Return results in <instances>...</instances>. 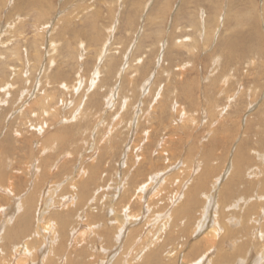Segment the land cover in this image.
I'll return each instance as SVG.
<instances>
[{"label": "rangeland", "instance_id": "374dc122", "mask_svg": "<svg viewBox=\"0 0 264 264\" xmlns=\"http://www.w3.org/2000/svg\"><path fill=\"white\" fill-rule=\"evenodd\" d=\"M0 30V86H2L0 87V208L11 207L16 198L28 199V201L30 198L28 203L40 205L39 212L35 211V207L38 209L37 206L33 208L32 217L27 221L30 226L36 224L39 216L41 220L44 217V219L48 218L45 224L50 221L57 229L59 224L57 222L63 219V216L64 219L69 218L74 213V210L68 206L60 208L63 203L61 200H67L69 205L68 200L74 198V195L78 196L79 193L86 192L87 196L84 198H87L88 207L85 215H90L91 221L95 223L103 216L100 225L117 228L116 233L111 231L110 235H113L111 246L119 248L115 256L118 258L122 252V244L118 241L120 221L126 227L128 224L130 228L135 226L130 224L129 218L124 222L130 212L122 207L126 205L125 202H122V206L121 202L116 203V207L111 212L113 199L127 188L131 189L134 182L141 185L150 182V174L163 172L165 167L180 159L191 146H194V160L201 156L209 158V165L205 162L200 163V168L206 171H202L203 175L212 167L218 175L226 174L217 184V186L221 185L218 188L219 192L224 185H226L225 190L232 185L237 190L249 189L253 194L251 186L257 189L264 184L262 180L264 175L260 173V176L256 173L259 167L264 170V158H260V154L264 153V0H0ZM51 43H56L57 51L51 52ZM13 48L19 51V55L11 58ZM23 57L30 60L29 69H27L28 63L24 65ZM125 58L129 63L125 62ZM51 59L55 61L54 65L50 62ZM48 66L50 68L46 71L45 68ZM24 68L25 73L22 74ZM122 72L126 75L123 74L121 77ZM130 78L133 79L131 85L127 81ZM93 79L96 82L94 86L99 82L98 88L91 85ZM81 81L84 86L77 85ZM6 83L12 85V88L5 92L1 88ZM64 85H67V90ZM147 85L152 87L147 88ZM230 95L233 97L231 98ZM36 96H39L38 99ZM49 97L51 111L55 112L56 116L47 119L49 125L45 126L46 134L41 136L33 130V126L40 123L39 114L34 113L42 107L41 101ZM110 98V102H106ZM159 100L173 103L169 105L168 114H161V118L162 108L157 112L153 111L155 105L162 107ZM85 102L88 103L85 110L87 114L80 121L74 120L75 123L73 118L77 110L84 107ZM175 102L185 109L186 116L191 118L185 120L187 125L181 123V116L175 113ZM20 109H23V113ZM81 109L78 113L82 111ZM89 114L93 115V118L89 119ZM34 115L38 118L34 119ZM79 124L81 130H78ZM96 124L99 125L97 129L101 131L98 136L94 128ZM150 132L152 135L147 140ZM173 133L176 134L173 136V139H176L174 143L183 149L182 154L181 151L173 149L172 144L169 143ZM178 133L181 134L180 137ZM111 134L114 135L113 139ZM48 135L49 139L61 135L65 138L64 144H60L59 139V144L56 146L52 144L48 146L52 151L50 149L48 152H43L40 140ZM99 139L102 145L97 144ZM178 143H186L187 146L183 148V144ZM163 144H168V148L162 153L160 150L164 147ZM98 151H101L100 155ZM112 153L114 156L111 155ZM142 154H145L152 163L144 164L142 161L139 165L141 168L135 167L132 163L134 160L138 162ZM186 155L189 157L192 153L187 152ZM45 160L46 163L49 162L47 165ZM62 160L64 161L61 162ZM122 162L125 163L124 166H121ZM30 167L36 169L40 175L36 173L33 177ZM180 167L181 164H178L176 169ZM84 173L86 175L82 176L81 174ZM118 173L125 175L120 177ZM2 174H6V177ZM214 180L207 174L205 181L208 185L212 186ZM7 181L12 183L13 195L7 194V191H10ZM34 188L35 191L32 192ZM196 189L197 187H194V191L191 192L198 194ZM93 190L96 192H92ZM168 195L165 199L156 201L151 206V212L146 211L143 219L139 217L136 220L142 219L141 223L148 225L146 231H154L155 228L158 230L162 227L163 220L155 221L161 209L154 208L160 202H164L167 207L170 203ZM230 203L232 202L223 204V207ZM92 206L94 208H91ZM169 208L170 206L167 209ZM94 209L95 212L98 210L97 215ZM252 209L254 210L255 207L250 211ZM229 211H231L229 214L236 215L235 218L243 217L241 210L232 212L230 208ZM256 211L254 210L252 214H256L258 212ZM41 212H44V216ZM4 214L1 213L0 218L4 219ZM117 214L122 217L120 221L116 217ZM252 214H247L251 215L248 219L257 217V214L254 217ZM85 215L82 213L78 217L83 218ZM24 219L27 217L23 220L15 219L12 225L19 224V221L25 223ZM236 227L237 224L234 225V229ZM83 229L84 227L79 225L76 230L78 234L75 236H78ZM138 231L139 236L130 234L129 237L126 235L121 240L124 239L125 242L126 239H130L131 245L137 243L136 247L145 243L142 229ZM250 231L251 229L246 235V240L249 241L253 237ZM61 232L65 238L70 239L65 249L60 246L57 248L59 256L56 258L59 260L55 261L51 257V262L48 263L39 256L36 264L40 262L65 264L63 261L60 262L61 256L71 257L74 254L73 258H75L80 253V259L74 261V264H79L81 261V264H91L98 260L94 258L93 262L87 261L89 255L99 252L90 249L85 251L88 249L83 247L86 246L85 243L80 244L74 240L75 236H72L71 231L69 236L68 229ZM228 234L230 235V232ZM44 235L46 234L42 236ZM155 235H149L147 242L155 241ZM101 236L104 237V234L101 233ZM86 238L94 240L96 246H102V237L89 233ZM255 240L252 243L256 242ZM192 242L193 239L189 238L186 242L178 239L170 243L162 257V259L170 258L167 261L169 263L163 264L197 262L200 258H197L196 253H186ZM0 249H4L0 252L7 255V248L3 242H0ZM129 252L130 250L125 257ZM53 254L55 256V251ZM170 254L172 256H169ZM227 254L231 257L230 253ZM105 258L108 259V255ZM128 260L129 257L122 264H128ZM206 264L209 262L207 261Z\"/></svg>", "mask_w": 264, "mask_h": 264}, {"label": "bare ground", "instance_id": "6f19581e", "mask_svg": "<svg viewBox=\"0 0 264 264\" xmlns=\"http://www.w3.org/2000/svg\"><path fill=\"white\" fill-rule=\"evenodd\" d=\"M144 3V2H143ZM143 11V10H142ZM22 17V16H21ZM19 18V17H18ZM21 20V18H19ZM205 24V22H204ZM223 26V25H221ZM3 28V27H2ZM14 28V27H13ZM3 30V29H2ZM96 30V29H95ZM1 31V30H0ZM82 44V43H81ZM56 43H51V52H55L57 51V47L55 46ZM108 45V44H105ZM165 46V45H164ZM183 46V45H182ZM105 47V46H104ZM107 47V46H106ZM105 47V48H106ZM109 47V45H108ZM103 48V47H102ZM104 48V49H105ZM110 48V47H109ZM14 52L12 53V55H10L11 58H14L16 56L19 55V51L15 48ZM12 49V50H13ZM105 51V50H104ZM110 52V51H109ZM108 52V53H109ZM163 54V53H161ZM160 54V57H161ZM7 56V55H6ZM81 56V55H80ZM163 56V55H162ZM128 57V56H127ZM131 57V56H130ZM129 57V58H130ZM103 57H100V59ZM112 58V57H111ZM115 59V58H114ZM126 59V58H125ZM25 61V62H24ZM100 61V60H99ZM104 61V60H103ZM127 61V59L125 60V62ZM142 61V60H140ZM51 63H53V65L55 64V61H50ZM49 62V63H50ZM128 62V61H127ZM126 62V63H127ZM23 63L24 65L26 63H28L27 65V69L30 68V60L27 58L23 57ZM129 63V62H128ZM42 63H40L41 65ZM103 64V63H102ZM101 65V64H100ZM128 65V64H127ZM108 66V65H107ZM112 66V65H110ZM217 66V65H216ZM53 67V66H52ZM50 67L48 66V68H45L46 71L49 69ZM100 70V69H99ZM112 71V69H111ZM111 71L109 72V75L111 73ZM122 71V70H121ZM43 72V71H42ZM97 72V71H96ZM25 73V68L23 70V73ZM29 73V70L27 72V74ZM98 73V72H97ZM121 73V72H120ZM45 74H47L45 72ZM99 74V73H98ZM126 75L124 72H122L121 77ZM18 76V74H16ZM97 75V74H96ZM114 74H112L113 76ZM157 75V73H156ZM119 76V75H118ZM22 77V76H21ZM20 77V78H21ZM96 77V76H95ZM120 77V78H121ZM94 78V77H93ZM112 77H110L111 79ZM97 79V78H95ZM95 79L91 80V85L94 86L95 85ZM48 80V79H47ZM155 80V78L153 79ZM152 80V81H153ZM99 81V80H98ZM128 83L131 85V83H133V79L130 78L127 80ZM151 81V82H152ZM9 83V82H8ZM8 83H6L3 88H1L3 91L6 92V90L9 88H12V85H7ZM51 83V82H50ZM99 83V82H98ZM97 83V85H98ZM83 84V82H79L77 83V85L81 86ZM37 85V84H36ZM96 85V86H97ZM151 85V84H150ZM149 85V86H150ZM48 86V84H47ZM84 86V85H82ZM91 86V87H92ZM94 86V87H96ZM147 85V88L149 87ZM2 87V86H0ZM41 87V86H40ZM52 87V86H50ZM66 90L67 85L63 86ZM92 87V88H94ZM145 87V86H144ZM152 87V86H150ZM170 87V85H169ZM168 87V88H169ZM91 88V89H92ZM98 88V86L96 87ZM95 88V90H96ZM190 88V87H189ZM188 88V89H189ZM31 89V88H30ZM90 89V90H91ZM152 89V88H151ZM165 89V88H164ZM173 89V88H172ZM13 90V89H12ZM33 90V89H32ZM37 90V89H36ZM42 89H40L41 91ZM93 89V92L95 91ZM159 90V89H157ZM88 91V90H87ZM112 91V90H111ZM161 91V90H160ZM90 92V91H89ZM87 92V93H89ZM97 92V91H96ZM95 92V93H96ZM150 92V91H149ZM29 93V92H28ZM39 93V92H38ZM46 92H44L45 94ZM94 93V94H95ZM111 93V92H110ZM119 93V92H118ZM191 93V92H190ZM30 94V93H29ZM28 94V95H29ZM37 94V93H36ZM90 94V93H89ZM27 95V96H28ZM93 95V93H92ZM112 95V94H111ZM117 95V93H116ZM119 95V94H118ZM192 95V94H191ZM24 96V94H23ZM44 95H42L43 97ZM48 96V95H47ZM83 96V95H82ZM81 96V98H82ZM113 96V95H112ZM190 96V95H189ZM231 96V95H230ZM37 97V96H36ZM39 97V96H38ZM37 97V99H38ZM88 97V96H87ZM156 99L158 98V93L156 94ZM233 96H231L232 98ZM21 98H23L21 96ZM19 98V99H21ZM35 98V97H32ZM116 98V97H115ZM118 98V97H117ZM163 98V97H162ZM2 99V98H1ZM4 99V98H3ZM31 99V98H30ZM28 99V100H30ZM36 99V100H37ZM114 99V97H113ZM24 100V98H23ZM83 100V99H80ZM111 98L109 100H106V102H110ZM125 100V98H124ZM4 101V100H2ZM1 101V102H2ZM35 101V100H34ZM237 101V100H235ZM257 101V100H256ZM24 102V101H23ZM21 102V103H23ZM30 101H28L29 103ZM105 102V103H106ZM123 102V101H122ZM121 102V103H122ZM128 103V101H126ZM130 102V101H129ZM156 102V101H155ZM158 102H160L159 104L162 105V107H157L156 105L153 108V111L155 110L156 112L162 108L161 113H160V118L164 113L168 114V110H169V105L171 106L172 104L165 103L163 100H159ZM261 102V101H260ZM4 103V102H3ZM38 103V102H37ZM41 105L42 107L40 108L39 111H35V115L39 114L40 117V123L36 124L33 126V130L37 131L39 133V135H45L46 131H45V126H47L48 122L47 119H49V117H55V112H52V106H51V100L50 97L49 98H44L41 101ZM113 103V101H112ZM177 102H175L176 104ZM64 104V103H63ZM83 105V103H80ZM87 104L85 102L84 107L81 109L82 111L79 112V110H77V114L75 115V117L73 118L74 120H81V118L83 116H86L87 112H85V110H87ZM108 104V103H107ZM110 104V103H109ZM108 104V105H109ZM118 104V103H117ZM124 104V103H123ZM157 104V103H156ZM112 104H110L111 106ZM130 105V104H129ZM128 105V106H129ZM26 106V105H25ZM92 106V105H91ZM116 106V105H115ZM122 106V105H121ZM27 107V106H26ZM25 107V108H26ZM29 107V106H28ZM79 107V106H78ZM77 107V109H78ZM82 107V106H81ZM107 107V106H106ZM127 107V106H126ZM255 107V106H254ZM24 108V109H25ZM108 108V107H107ZM171 108V107H170ZM250 108V107H249ZM27 109V108H26ZM76 109V108H75ZM110 109V108H109ZM108 109V110H109ZM114 109V107H113ZM126 109V108H124ZM123 109V111H124ZM129 109V108H128ZM140 109V108H139ZM229 109V108H228ZM227 109V110H228ZM21 110V109H20ZM89 110V109H88ZM91 110V109H90ZM112 110V109H110ZM223 110V109H222ZM23 111V109L21 110V112ZM25 111V110H24ZM28 111V110H27ZM107 111V110H106ZM105 111V112H106ZM109 112V111H108ZM107 112V113H108ZM23 113V112H22ZM98 113V112H97ZM125 113V112H124ZM140 113V112H139ZM143 113V112H142ZM175 113L181 116V123L186 124L187 125V119H191L190 117H187L185 114V109H182L180 105L176 104V110ZM31 114V113H30ZM138 114V113H137ZM162 114V115H161ZM210 114V113H209ZM226 114V113H225ZM224 114V115H225ZM34 115V119H37L38 117H36ZM110 115V114H109ZM133 116V115H132ZM141 116V115H139ZM213 116V115H211ZM90 117L93 118V115L89 114V119ZM126 117V115H125ZM195 117V116H194ZM217 117V116H216ZM123 118V117H122ZM132 118V117H131ZM69 119V118H68ZM97 119V118H96ZM101 119V118H100ZM133 119V118H132ZM139 119V118H137ZM210 119V118H209ZM222 119V118H221ZM104 120V119H103ZM102 120V121H103ZM121 120V119H118ZM184 120V121H183ZM100 121V120H98ZM138 121V120H137ZM215 121V120H214ZM32 122V121H31ZM68 122V120H67ZM75 122V121H74ZM123 122V120H122ZM65 122H63L64 124ZM71 123V122H70ZM76 123V122H75ZM92 123V122H91ZM97 123V122H96ZM136 123V122H135ZM140 123V122H139ZM210 123V122H209ZM69 124V123H67ZM100 124V123H98ZM105 124V122H104ZM122 124V123H121ZM131 124V123H130ZM172 124V123H170ZM49 125V124H48ZM70 125V124H69ZM133 125V124H131ZM139 125V124H138ZM247 125V124H246ZM79 128L78 130H81L80 124L78 125ZM130 126V125H129ZM169 126V125H168ZM71 127V126H70ZM97 127L99 128V125L96 124V126L94 128H96V132H97V136L98 134L101 133V131H99L97 129ZM186 126L184 125V128ZM11 128V127H10ZM20 128V127H19ZM54 128V127H53ZM102 128V127H101ZM114 128V127H113ZM137 128V127H135ZM72 129V128H71ZM112 129V128H111ZM110 129V130H111ZM206 129V128H205ZM115 130V128H114ZM114 130H111V132ZM15 131V130H14ZM137 131V130H136ZM21 132V131H20ZM95 132V131H94ZM96 132L94 134H96ZM110 132V133H111ZM149 132V131H148ZM189 132V131H188ZM193 132V131H192ZM210 132V131H209ZM212 132V131H211ZM214 132V131H213ZM15 133V132H14ZM17 133V132H16ZM19 133V132H18ZM45 133V134H44ZM109 133V132H108ZM109 133V134H110ZM151 133V132H150ZM149 133V134H150ZM176 133V130H175ZM206 133V131H205ZM215 133V132H214ZM33 134V133H32ZM35 134V133H34ZM79 134V133H77ZM116 134V132H115ZM119 134V133H118ZM179 134V133H178ZM54 135V134H53ZM106 135V134H105ZM152 133L148 136L147 140L150 139ZM181 134H179L180 137ZM192 135V133H191ZM212 135V134H211ZM214 135V134H213ZM22 137V135H19ZM69 136V135H68ZM113 136L111 134V137L113 139ZM136 136V135H135ZM171 139L169 140V143L172 144L173 149L175 150H179L182 151L183 149H181L180 147H177L174 142L176 139H173V136H176V134H171ZM178 136V135H177ZM185 136V135H184ZM20 137V138H21ZM57 137V136H54ZM73 137V136H72ZM108 137V135H107ZM106 137V138H107ZM213 137V136H211ZM6 138V137H5ZM13 138V137H12ZM18 138V137H15ZM105 138V139H106ZM187 138H192L191 136H187ZM202 138V137H201ZM36 139L39 138L38 136H36ZM59 139H60V144H64V140L65 138L62 137L61 135H58L57 138H53L49 139V135L48 136H43V138L40 140L41 143V147L43 149V152H48V150L52 148H48L49 145H55L59 144ZM92 139V138H91ZM182 139V137H181ZM209 139V138H208ZM214 139V138H213ZM35 140V139H34ZM33 140V141H34ZM96 140V139H95ZM146 140V141H147ZM185 140V139H184ZM247 140V139H245ZM32 141V142H33ZM145 141V140H144ZM209 141H211L209 139ZM213 141V140H212ZM7 142V141H6ZM18 142V141H16ZM36 142V141H35ZM183 142V141H182ZM216 142V141H215ZM263 142V141H262ZM260 142V143H262ZM111 143V142H110ZM141 143V142H140ZM254 143V142H253ZM34 144V143H33ZM37 144V143H36ZM97 144L102 145V141L100 142L97 141ZM148 144V143H147ZM179 144V143H178ZM183 144V148L186 145V143H180ZM179 144V145H180ZM209 144V143H208ZM215 144V143H214ZM91 145V143H90ZM164 145V144H163ZM162 145V146H163ZM263 145V144H262ZM88 146V145H87ZM210 146V145H209ZM264 146V145H263ZM105 148V146H103ZM141 147V146H140ZM145 147V146H144ZM194 146H191L190 148H188L185 153H183L182 157L180 159H178L175 163H171L169 166L165 167L166 169L163 172H157L155 174H148L149 176V181L148 183L141 185L140 183H135L134 182V186L129 189L127 188L126 190H124L123 193H121V195L117 196H113L115 199L114 200V205L112 206V211L114 210V208L116 207V203L121 202V206L123 205L122 202H125V209H127V211L129 212V216H126L124 219V222H127V219L129 218V222L130 224L134 225L135 227L130 228V225L128 224V227H126L125 225H123V223L119 220L122 219L121 215L117 214L116 217L118 218V221H120V226L118 227V234L119 238L118 241L121 242L122 244V252L121 255L117 258L115 257L118 252H119V248H115L114 246H111L113 244V235L111 234V231H113L114 233H116L117 228L116 227H110V226H105V225H100V221H102L104 218L102 216V219L100 221H97L95 223L91 221V216L90 215H85V211H87V198H84L87 196L86 192H82L79 193V195H74V198L69 199V205L67 204V200H61L62 205L60 206V208H66L67 206L69 208H72L74 210V213L72 214L71 217L69 218H65L63 216V219L61 218V220H59L58 227L57 229L52 226V224L50 223V221H48V224L46 225L45 222L47 221V219L41 220V217L38 216V218L36 219V224L34 226H30V224H28L27 221H29V218L31 219L32 217V213H33V208L35 206H37V204L34 203H28L31 199L29 198L26 200H22L21 198L18 200L17 198L14 200L13 204L11 205V207L6 208V207H2L0 208V214L1 213H5V217L4 219H1V226H0V242H3V245L7 248V255H4L3 252H0V264H36V259L40 256L41 259H44L45 262H51V257L54 258V260H59V258H56V256H59V252L57 251L58 247H64V249L68 246V238H65L62 235V230H66L68 229V235L70 236V231L73 232L72 236L74 237L76 234V230L79 227V225H82V228L84 227V229L82 230V232L78 235L74 237V240H77L78 242H80V244H84L88 249L87 250H93V251H97L99 253H95V254H91L89 255V257L87 258V261L93 262L94 258L98 259L95 260L93 263L91 264H122L124 263V261L129 257L128 260V264H163V263H169L167 262L170 258H166V259H162V257L164 256V250L170 246L172 242H174L175 240L178 239H182L185 242L187 241V239L191 238L193 239V242L191 243V245L189 246V251H187V254H191V253H196L195 255H197V258H200L197 262H195L194 264H206V262L208 261L209 264H247V262H249L248 264H264V184L257 189H254L253 186L252 187V193L251 191L248 189L245 190H237L236 188H234L232 185H230V187H227V191L225 190L226 185H224L223 187H221V190L219 192V187L221 186H217V184L220 182L222 176H226V174H217L215 172V170L212 168H208L207 169V174H209V176L211 175L215 180L214 182H212V186L208 185L207 181H205V178L207 179V174L203 175L204 170H202L200 168V163L205 162L206 164H210L209 158L201 156V157H197V160H194V150H193ZM96 148V147H95ZM110 148V146H109ZM168 148V144L164 145V147L161 148L160 151H165ZM211 148V147H210ZM252 148V147H251ZM263 148V147H262ZM55 149V148H54ZM53 149V151H54ZM92 149V148H91ZM111 149V148H110ZM142 149V147H141ZM240 149V148H239ZM95 150V149H94ZM99 150V149H98ZM159 150V149H158ZM218 150V149H217ZM241 150V149H240ZM261 152V149H259ZM138 151V149H137ZM251 151V150H250ZM263 151V150H262ZM41 152V151H40ZM99 155L101 154V151H98ZM135 152V151H134ZM187 152H191L192 155L187 157ZM209 152V151H208ZM215 152V150H214ZM258 152V154H259ZM54 153V152H53ZM94 153V151L92 152ZM91 153V154H92ZM115 153V152H114ZM112 153L111 155L114 156ZM217 153V152H216ZM241 153V152H240ZM239 153V154H240ZM43 154V153H42ZM66 154V153H65ZM72 154V153H71ZM98 154V153H97ZM235 154V153H234ZM48 155V154H47ZM70 155V154H69ZM68 155V156H69ZM125 155V154H124ZM250 155V154H249ZM43 156V155H42ZM62 156V155H61ZM72 156V155H71ZM106 156V155H105ZM229 156V155H228ZM236 156V154H235ZM253 156V155H252ZM110 157V156H109ZM132 157V156H131ZM210 157V156H209ZM217 157V156H215ZM256 156H254L255 158ZM74 158V157H73ZM86 158V157H85ZM98 158V157H97ZM107 158V156L105 157ZM113 158V157H112ZM124 158V157H123ZM126 158V157H125ZM250 158V157H249ZM248 158V159H249ZM252 158V157H251ZM260 158H264V153L260 154ZM93 159V158H92ZM104 159V158H103ZM109 159V158H108ZM233 159V158H232ZM236 159V158H234ZM85 160V159H84ZM106 160V159H105ZM213 160V159H212ZM240 160V159H239ZM247 160V159H246ZM252 160L255 159L252 158ZM40 161V160H39ZM64 160H62L61 162H63ZM94 161V160H93ZM140 161V162H139ZM139 161L138 162H134L132 163L135 167H140V163L143 161V163L145 164V162H149L152 163L151 161L148 160V158H146L145 154H142L141 157H139ZM237 161V160H236ZM250 161V160H248ZM35 162H37V160H35ZM70 162V161H69ZM132 162V161H131ZM234 162V161H233ZM238 162V161H237ZM49 162L46 163L45 160V165H47ZM56 163V162H55ZM82 164V162H80ZM92 163V162H91ZM128 163V162H127ZM138 163V164H136ZM215 163V162H214ZM218 163V162H217ZM253 163V161H252ZM80 164V165H81ZM85 165V163H83ZM96 164V163H95ZM125 164V163H124ZM123 162L121 163V166H124ZM144 164L142 166H144ZM178 164H181L180 169H176ZM204 164V165H206ZM235 164V163H234ZM248 164V163H247ZM92 165V164H91ZM132 165V166H133ZM217 165V164H216ZM242 165V164H241ZM246 165V164H245ZM255 165V164H253ZM38 166V165H37ZM51 166V165H50ZM54 166V165H53ZM93 166V165H92ZM207 166V165H206ZM223 166V165H222ZM225 166V165H224ZM243 166V165H242ZM262 166V165H261ZM99 167V166H98ZM151 167V165H150ZM221 167V166H220ZM219 167V168H220ZM31 168V167H30ZM90 168V166H89ZM88 168V169H89ZM102 168V167H101ZM100 168V170H101ZM123 167H121L122 169ZM141 168V167H140ZM206 168V167H205ZM216 168V166H215ZM232 168V167H231ZM235 168V167H234ZM91 169V168H90ZM93 169V167H92ZM99 169V168H96ZM126 169V168H125ZM139 169V168H138ZM222 169V168H221ZM257 169V168H256ZM59 170V169H58ZM79 170V169H78ZM134 170V169H133ZM132 170V171H133ZM239 170V169H238ZM258 171L256 173H262V175H264V170L261 169L260 167L257 169ZM37 170H33L31 168L30 173L33 177L36 175ZM43 171H45V169L43 168ZM55 171V170H54ZM86 171V170H85ZM235 171V170H234ZM243 171V170H242ZM206 172V171H204ZM237 172V171H236ZM240 172V171H239ZM45 173V172H44ZM74 174V172H71ZM87 173V171H86ZM117 173V170H116ZM134 173V172H133ZM132 173V174H133ZM139 173V172H138ZM219 173V172H218ZM224 173V172H223ZM7 174V173H6ZM6 174H2L3 176L6 177ZM38 174V173H37ZM78 174V173H77ZM104 174V173H102ZM119 174V173H118ZM117 174V175H118ZM240 174V173H239ZM40 175V174H38ZM37 175V177H38ZM82 176L86 175L81 174ZM116 177L118 178L119 176ZM120 177L124 176L123 173L119 174ZM134 175V174H133ZM139 175V174H137ZM238 175V174H237ZM9 176V174H8ZM88 176V175H87ZM144 176V174H143ZM147 176V175H146ZM242 176V175H241ZM261 176V174H260ZM10 177V176H9ZM98 177V176H97ZM105 177V176H104ZM111 178V176H109ZM249 177V176H248ZM251 177V176H250ZM264 177V176H263ZM262 177V178H263ZM73 178V177H70ZM81 178V177H79ZM87 178V177H86ZM148 178V177H146ZM200 178H202V180H199ZM244 178V176H243ZM11 179V178H10ZM85 179V178H84ZM97 179V178H95ZM119 179V178H118ZM37 180V179H36ZM120 180V179H119ZM127 180V179H126ZM144 180V179H143ZM259 180V179H258ZM264 180V179H262ZM2 182H5L4 180H1ZM81 181V179H80ZM85 181V180H84ZM251 181V180H249ZM87 182V181H85ZM93 182V181H92ZM117 182V181H116ZM119 182V181H118ZM142 182V181H141ZM145 182V181H144ZM143 182V183H144ZM243 182V181H242ZM246 182V181H245ZM8 183V181H7ZM10 183V184H9ZM8 185L10 187V191H7V194H12L13 189L11 188V182H9ZM84 183V182H83ZM142 183V184H143ZM248 183V182H247ZM262 183V181L260 180V184ZM35 184V183H34ZM120 184V183H119ZM226 184V183H225ZM232 184V183H231ZM1 185V184H0ZM87 185V184H86ZM123 185V184H122ZM175 185V187H174ZM34 187V186H33ZM79 187V186H78ZM89 187V186H88ZM194 187H197V191L198 194H194L191 191H194ZM245 187V186H244ZM243 187V188H244ZM57 188V187H56ZM84 188V187H83ZM246 188V187H245ZM248 188V186H247ZM2 189V188H1ZM123 189V187L121 188ZM26 190V189H25ZM213 190L215 192H213ZM254 190V192H253ZM35 191V188L32 192ZM43 191V190H42ZM114 191V190H113ZM122 191V190H121ZM250 191V192H249ZM41 192V191H40ZM92 192H96V191H92ZM91 192V193H92ZM219 192V193H218ZM238 192H240L238 194ZM30 193V192H29ZM43 193V192H42ZM41 193V194H42ZM46 193V192H45ZM197 193V192H196ZM25 194V192L23 193ZM27 194V193H26ZM169 194V195H168ZM238 194V195H237ZM63 195V193H62ZM95 195V193H94ZM93 195V196H94ZM166 195L170 196V203L167 207H165L164 202H160L158 204L155 205V208H159L161 209L160 213L158 214V216L156 217L157 222H159L161 220H163L162 222V227L158 230H151V231H146V227L148 225L142 224L141 220L145 217L146 211L151 212V206H153L156 201L159 202V199H165ZM25 196V195H24ZM29 196V195H28ZM92 196V194H91ZM100 196V195H99ZM98 196V198H99ZM17 197V195L15 196ZM26 198V197H25ZM32 198V197H31ZM39 198V197H37ZM53 198V197H52ZM55 198V197H54ZM64 198V196H63ZM34 200V198H32ZM48 199V198H47ZM46 199V200H47ZM51 199V198H50ZM56 199V198H55ZM92 199V198H91ZM108 198H106L107 200ZM167 199V198H166ZM32 200V201H33ZM36 200V198H35ZM45 200V199H44ZM60 200V198H59ZM37 201V200H36ZM97 201H99L97 199ZM101 201V200H100ZM39 203V201H37ZM227 202H232L230 203L228 206L223 207V204L227 203ZM95 203V202H94ZM93 203V205H94ZM43 204V202H42ZM161 204V205H160ZM233 204V205H232ZM100 205V204H98ZM40 205L38 204V209L35 207V211H40ZM109 206V205H108ZM170 206L169 209H167ZM230 206V207H229ZM244 206H246L244 208ZM248 206V207H247ZM51 207V206H50ZM97 207V205H96ZM110 207V206H109ZM241 207H243V209H241ZM254 208V210H257L256 214L257 217L254 219L249 218L251 215H247V214H252L254 213L253 209L250 211L251 208ZM42 208V207H41ZM91 208H94L93 206ZM232 209V212L234 210H241V213L243 214L242 216L244 217V219H242L243 217H239L235 218L234 215L229 214V209ZM71 209V211H72ZM97 209V208H95ZM94 209V212H95ZM227 209V210H226ZM263 210V211H262ZM43 211V210H42ZM70 211V210H69ZM98 211V210H97ZM97 211L95 212L97 215ZM136 211V212H135ZM239 212V211H238ZM84 214L85 216L83 218L78 217L81 214ZM92 213V212H91ZM115 213V212H114ZM235 213V212H234ZM35 214V213H34ZM41 214L44 216V212H41ZM40 214V215H41ZM65 214V213H64ZM256 214H252L253 217ZM37 215V214H35ZM57 215V214H55ZM60 216V214H58ZM66 215V214H65ZM101 215V214H100ZM152 215V214H151ZM155 215V214H153ZM152 215V216H153ZM238 215V214H237ZM62 216V214H61ZM70 215H67V217ZM198 216V217H197ZM17 217V218H16ZM26 220V222L22 223V221H19V224H15L14 226L12 225V223H14L15 219L18 220V218H21L23 220V218ZM93 217H95L93 215ZM100 217V216H99ZM139 217H142V219H140L139 221H136ZM97 220V218H95ZM100 219V218H99ZM33 220H35V218H33ZM32 220V221H33ZM82 220V221H79ZM240 221V222H239ZM18 222V221H17ZM56 223V224H57ZM86 223V224H84ZM55 224V225H56ZM237 224L238 229H234V225ZM138 225V226H137ZM158 226V225H157ZM145 227V228H144ZM35 229V230H34ZM60 229V231L58 230ZM134 229L136 231H134ZM139 229H142L143 235L145 237V243L143 244H139L137 247V243L132 244V240H128L126 239V241L124 242L123 240H121L122 238H124V236L132 234V235H138L139 233ZM249 229H251L250 231V235L253 236L251 241H249V243L247 244V240H246V235L249 232ZM145 230V231H143ZM181 232V234L179 235V233ZM228 232H230V235L228 234ZM46 234L44 236H42L43 234ZM91 233L94 234V236H100L102 237L101 240V244L102 246H96L94 243V240H91L90 238H86V236ZM101 233L104 234V237L101 236ZM78 234V232H77ZM76 234V235H77ZM155 235V241H148V237L149 235ZM179 237H177L178 235ZM33 235H36L38 237H34ZM220 235H222L220 237ZM139 236V235H138ZM109 237V239L107 238ZM177 237V238H176ZM218 237H220V240H218ZM194 238L195 241H194ZM256 239V240H255ZM80 240V241H79ZM121 240V241H120ZM241 240L243 241V243H241ZM255 240L256 242L252 243V241ZM131 241V243H130ZM79 244V243H78ZM225 244V245H224ZM241 244L242 247H241ZM55 245V247H54ZM67 245V246H66ZM78 246V245H77ZM111 246V247H110ZM245 246V247H243ZM3 247V246H2ZM52 247V249H51ZM76 247V246H75ZM73 247V248H75ZM82 247V246H81ZM136 247V248H135ZM244 248V249H243ZM255 249L254 251H250L249 249ZM56 249V250H55ZM134 249V250H133ZM1 251L4 249H0ZM78 250V249H77ZM84 250V249H83ZM82 250V251H83ZM130 250L129 254L127 257H125V255L127 254V252ZM55 251V256H53ZM56 251H57V255H56ZM80 251V250H79ZM232 252V254H231ZM253 252V253H252ZM230 253L228 257V254ZM246 253V254H244ZM81 254V253H80ZM80 254L77 256H75V258H73V255L70 257V255H63L60 257V262H64L65 264H74L75 262L78 261V258L80 259ZM86 254V253H85ZM106 255H108V259H106ZM82 256V255H81ZM96 256V257H95ZM169 256H172V254H170ZM85 257V256H83ZM87 257V256H86ZM125 257V258H124ZM241 257V258H239ZM82 258V257H81ZM117 258V259H116ZM64 259H67L64 260ZM115 260V261H113ZM249 260V261H248ZM75 261V262H74ZM81 262H79V264H81ZM38 264H42L41 262ZM187 264H193V263H187Z\"/></svg>", "mask_w": 264, "mask_h": 264}]
</instances>
